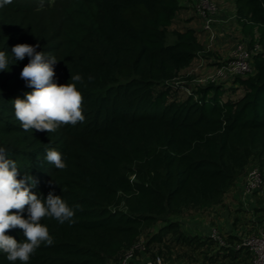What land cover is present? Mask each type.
Returning a JSON list of instances; mask_svg holds the SVG:
<instances>
[{"label": "trees", "instance_id": "16d2710c", "mask_svg": "<svg viewBox=\"0 0 264 264\" xmlns=\"http://www.w3.org/2000/svg\"><path fill=\"white\" fill-rule=\"evenodd\" d=\"M235 3L245 33L264 42V0ZM2 8L36 14L29 0ZM185 9L180 0H67L50 45L36 21V51L57 60L54 82L75 83L83 96L85 120L58 127L70 142L57 132L19 137L13 101L33 91L20 76L29 57L16 61L5 51L0 28L9 63L0 71V148L16 162L18 179L38 181L33 193L53 191L74 211L72 224L41 220L54 243H42L27 264H123L130 252L127 264H146L137 260L143 249L152 264H252L249 248L233 245L237 236L222 245L174 217L222 205L252 166L264 174V52L254 54L247 77L194 84L190 70L205 45L195 26H176ZM49 149L60 152L65 169L46 161ZM21 215L28 218L27 206ZM5 234L24 239L20 228ZM0 264L23 262L0 251Z\"/></svg>", "mask_w": 264, "mask_h": 264}, {"label": "clouds", "instance_id": "9594fccd", "mask_svg": "<svg viewBox=\"0 0 264 264\" xmlns=\"http://www.w3.org/2000/svg\"><path fill=\"white\" fill-rule=\"evenodd\" d=\"M12 0H0V8L11 4ZM39 45L18 44L12 48L16 61L29 57V63L20 73L27 86L33 91L25 94V99L17 98L13 101L15 117L20 121L22 128L27 131L34 129L40 132H55L61 125L75 126L83 122V96L77 90L75 83L58 84L54 82L55 57L48 58L37 52ZM9 67L8 59L0 51V71ZM71 80L79 82L80 75H71ZM47 162L57 169H65L60 152L49 149L45 157ZM18 167L14 160L7 158L4 148H0V251L7 254V260H17L27 264L30 256L41 244L51 246L54 243L48 228L41 220L48 216L55 218L59 223H74V211L62 200L61 196L50 191L46 198L31 191L38 184L32 176L25 174L18 179ZM50 181L49 184H53ZM56 184V183H55ZM27 206L28 218L22 217ZM15 210V212H13ZM20 228L24 239L17 241L5 233Z\"/></svg>", "mask_w": 264, "mask_h": 264}, {"label": "rangeland", "instance_id": "374dc122", "mask_svg": "<svg viewBox=\"0 0 264 264\" xmlns=\"http://www.w3.org/2000/svg\"><path fill=\"white\" fill-rule=\"evenodd\" d=\"M23 2L28 0H21ZM31 4L35 5L36 14L32 17L22 15L18 12L6 11L0 8V28L2 35L5 36V44L3 48L6 51H12V48L18 44H38L41 46L42 36L32 33V28L39 22L41 28L44 29L46 38L50 39L51 43L58 42L54 40L53 30L62 23L64 15L65 3L67 0H29ZM217 5L218 13L221 7L227 9V6L232 7L233 3L236 5L235 0H213ZM181 4L185 6V10L181 12L178 18V25L195 26L198 29L203 27V19H194V16H198L196 13L197 0H180ZM233 2V3H232ZM228 10V9H227ZM234 10V6H233ZM217 13V14H218ZM192 20V21H191ZM36 21H38L36 23ZM33 35H32V34ZM232 36V35H231ZM256 41L252 42V36H240L230 41L229 45L225 49H216V45L211 50L204 51L200 54L198 61L193 64L194 68L198 70L194 72V76L198 79L216 78L217 72L222 66H227V58L230 52L236 48V45L240 43L239 38H243L246 42H249L250 49L255 50V45L258 43L260 52H264V42H259L260 33L256 32ZM175 36L170 32L168 36V42H173ZM218 40L215 41L217 43ZM231 44V45H230ZM233 44V45H232ZM52 54H56V51H51ZM54 52V53H53ZM12 54V53H11ZM225 72V71H224ZM222 73L217 79V83H233L236 77H247L248 75L229 76V74ZM193 81L194 84L201 83L199 81ZM221 83V84H222ZM242 92V91H240ZM59 136L63 137L66 141H72L71 138L60 127L55 131ZM39 131H21L19 137H25L28 139L38 138ZM247 174L244 175L237 184L229 190L225 196L224 203L220 206H215L207 211H195L191 210L183 216L174 217L179 220L185 230L192 233H199L204 235H210L213 230H216L225 242L228 244V235L232 234L237 236V242L233 245H244L247 238L253 234L258 233L261 229H264V210L257 211V208L264 209V189L261 192L247 193L246 188ZM255 212V213H254ZM258 229V230H257ZM257 230V231H256ZM137 260L145 262L146 264H152L149 255L145 249L140 251ZM243 260V259H242ZM251 263V262H250ZM163 264H191L184 260H163ZM195 264V263H194Z\"/></svg>", "mask_w": 264, "mask_h": 264}, {"label": "built area", "instance_id": "2783aa9c", "mask_svg": "<svg viewBox=\"0 0 264 264\" xmlns=\"http://www.w3.org/2000/svg\"><path fill=\"white\" fill-rule=\"evenodd\" d=\"M195 9L197 15L203 19L202 30L206 33L207 37V43L205 45V49L202 52H209L214 44H216L215 41L218 38L215 17L218 13L217 5L213 0H197ZM249 44L250 43L246 42L245 40L240 41V43L236 45V48L230 52L227 62H225L227 66H222V68L217 72L218 74L216 78L212 77L203 80L196 78V81L201 82L198 84L207 85L213 82L217 83L216 81L218 78H220L219 75H222V73L229 74V76L232 77L252 74L254 72L253 56L259 51V45L257 43L255 45V50L252 51ZM197 70V68L192 66L190 71L191 73H194ZM188 92H190V90H188ZM263 189L264 174L258 166H252L247 174L245 190L247 193H254L261 192ZM209 236L217 240L220 244L226 245L224 238H222L216 230H213ZM244 245L247 246L252 253V264H264V229H261L258 233L249 236ZM133 256V252H130L127 255V258L123 261V264H127L128 261L133 258ZM157 264H163V260L158 258Z\"/></svg>", "mask_w": 264, "mask_h": 264}, {"label": "crops", "instance_id": "0c3cea01", "mask_svg": "<svg viewBox=\"0 0 264 264\" xmlns=\"http://www.w3.org/2000/svg\"><path fill=\"white\" fill-rule=\"evenodd\" d=\"M233 6H234V10H233ZM227 9L224 7H221L219 13L216 14V16H215L216 17V26H217V30H218V38H217L218 42L215 45L217 47L216 49H220V50L225 49L227 47V45H229L230 41L233 40L234 38L240 37V36L244 37L247 35L243 29L242 24L237 20L236 5H234V3H233L232 7H231V5H230V7L227 6ZM198 30L203 32L202 29H198ZM242 39L239 38L238 41L239 40L242 41ZM202 41H203L204 45H206L207 37H206L205 32L202 33Z\"/></svg>", "mask_w": 264, "mask_h": 264}]
</instances>
